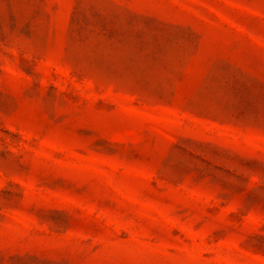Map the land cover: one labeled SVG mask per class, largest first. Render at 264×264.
Listing matches in <instances>:
<instances>
[{"label": "rangeland", "instance_id": "rangeland-1", "mask_svg": "<svg viewBox=\"0 0 264 264\" xmlns=\"http://www.w3.org/2000/svg\"><path fill=\"white\" fill-rule=\"evenodd\" d=\"M0 264H264V0H0Z\"/></svg>", "mask_w": 264, "mask_h": 264}]
</instances>
